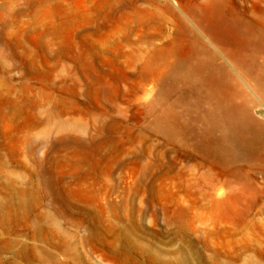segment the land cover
I'll return each mask as SVG.
<instances>
[{
    "label": "rangeland",
    "instance_id": "rangeland-1",
    "mask_svg": "<svg viewBox=\"0 0 264 264\" xmlns=\"http://www.w3.org/2000/svg\"><path fill=\"white\" fill-rule=\"evenodd\" d=\"M0 264H264V0H0Z\"/></svg>",
    "mask_w": 264,
    "mask_h": 264
},
{
    "label": "bare ground",
    "instance_id": "bare-ground-1",
    "mask_svg": "<svg viewBox=\"0 0 264 264\" xmlns=\"http://www.w3.org/2000/svg\"><path fill=\"white\" fill-rule=\"evenodd\" d=\"M220 56H222L223 58L227 57L223 53L220 54ZM226 59H228V58H226ZM215 61H216V57L211 56L210 59L206 62V65H205L206 73L204 76V80L207 82L215 83L217 80L220 79V75L223 76V74H224L223 69L221 67L219 68L215 65ZM225 62H227V60H225ZM227 65L229 66V69L231 71L234 70V66L232 65V63L230 61L227 62ZM220 71H222V73ZM220 148H221V151L224 153L225 157H228L229 159L233 158L235 148L232 145H230V143L226 139L221 141Z\"/></svg>",
    "mask_w": 264,
    "mask_h": 264
}]
</instances>
